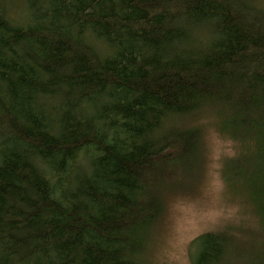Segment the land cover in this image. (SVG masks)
Segmentation results:
<instances>
[{
  "label": "trees",
  "instance_id": "trees-1",
  "mask_svg": "<svg viewBox=\"0 0 264 264\" xmlns=\"http://www.w3.org/2000/svg\"><path fill=\"white\" fill-rule=\"evenodd\" d=\"M204 110L240 144L226 178L262 231L257 0H0V264H144L200 171ZM230 236H198L194 264H231Z\"/></svg>",
  "mask_w": 264,
  "mask_h": 264
},
{
  "label": "rangeland",
  "instance_id": "rangeland-1",
  "mask_svg": "<svg viewBox=\"0 0 264 264\" xmlns=\"http://www.w3.org/2000/svg\"><path fill=\"white\" fill-rule=\"evenodd\" d=\"M257 1L264 7V0ZM12 10L23 17L24 5L18 3ZM199 114L198 124L204 128L200 171L190 183L168 195L163 216L151 231L144 264H194L197 247L193 241L203 233L223 230L237 244L231 264H246L250 257L240 251L243 248L250 247L251 259L258 257L255 245L245 242L264 234V229L255 221L247 194L237 191L226 178V168L239 155L240 144L219 131L214 112ZM190 118H186L188 123L193 122Z\"/></svg>",
  "mask_w": 264,
  "mask_h": 264
}]
</instances>
